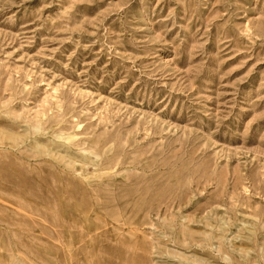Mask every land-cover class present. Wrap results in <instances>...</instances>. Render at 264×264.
I'll return each instance as SVG.
<instances>
[{
  "label": "rangeland",
  "instance_id": "374dc122",
  "mask_svg": "<svg viewBox=\"0 0 264 264\" xmlns=\"http://www.w3.org/2000/svg\"><path fill=\"white\" fill-rule=\"evenodd\" d=\"M0 264H264V0H0Z\"/></svg>",
  "mask_w": 264,
  "mask_h": 264
}]
</instances>
